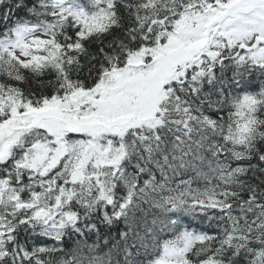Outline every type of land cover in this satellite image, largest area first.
<instances>
[{"label":"snow or ice","instance_id":"obj_1","mask_svg":"<svg viewBox=\"0 0 264 264\" xmlns=\"http://www.w3.org/2000/svg\"><path fill=\"white\" fill-rule=\"evenodd\" d=\"M0 264H264V0H0Z\"/></svg>","mask_w":264,"mask_h":264}]
</instances>
